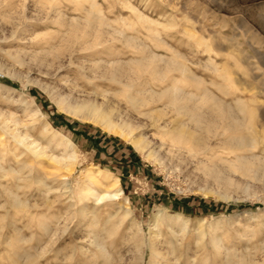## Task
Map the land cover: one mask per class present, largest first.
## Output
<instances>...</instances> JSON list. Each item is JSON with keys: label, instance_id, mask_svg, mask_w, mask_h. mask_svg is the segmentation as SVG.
Here are the masks:
<instances>
[{"label": "rangeland", "instance_id": "rangeland-1", "mask_svg": "<svg viewBox=\"0 0 264 264\" xmlns=\"http://www.w3.org/2000/svg\"><path fill=\"white\" fill-rule=\"evenodd\" d=\"M153 54L158 67H138ZM236 58L258 75L239 70L262 91L259 122L264 0H0V264H26V252L30 264H135L139 231L147 243L156 234L159 248L179 251L187 264H264V128L243 131L254 146L227 145L241 132L222 126L204 133L207 148L179 143L161 126L167 99H151L176 86L250 103L253 92L228 78ZM117 66L124 71L109 70ZM84 103L108 114L117 133L60 106ZM46 121L60 133L52 142L43 136ZM105 190L119 196L98 200ZM12 195L26 204L14 205ZM41 223L58 233L44 258ZM82 246L87 255L63 258ZM150 256L147 248L139 264Z\"/></svg>", "mask_w": 264, "mask_h": 264}, {"label": "bare ground", "instance_id": "bare-ground-1", "mask_svg": "<svg viewBox=\"0 0 264 264\" xmlns=\"http://www.w3.org/2000/svg\"><path fill=\"white\" fill-rule=\"evenodd\" d=\"M93 7H94V5H93ZM94 17H95L94 22H96L98 26L103 27V25L106 24V21L103 17H101L99 15L98 16L94 15ZM92 24H93V22H90L89 25H92ZM85 27H87V26H85ZM88 27H90V26H88ZM76 33H77V31H76ZM73 34H75L74 31H73ZM147 59L148 60H144V61L136 60V62L138 63V67L141 68L145 63L146 64L151 63L154 66V64L158 61L159 58H158V55L153 54L150 58H147ZM155 66L158 67L157 64ZM168 66L174 67L175 69L180 71V73H182L183 75L190 73V70L188 69L187 65L182 64L180 62L172 61L168 64ZM234 66L236 68L235 69L236 71L234 70V72H232L231 74H228V78H230L229 80L232 79L235 82H238L240 84V90H242L243 92H245V93L253 92L254 98L250 99V103L247 102L246 99L241 98L240 96H237L235 99L233 98L234 103H232V102L229 103L226 100H224L223 98L215 95V93H213L209 90H203L202 93L197 94L195 92H183V91L179 90V88H177L176 86H169V87L165 88L163 91H161L160 93L151 95L152 100L156 99V100L160 101V100H163L164 98L167 99V104L166 103L165 104L170 108L169 112L166 111L165 114L162 113L166 116H168V114H169V120L166 121L164 123V125H161V124L160 125L163 126L164 128H166V127L169 128L170 132L172 134H174V136H175L174 138H177L179 140V143L181 141L183 143L185 142L187 145L189 142H194V143L200 144L201 146L206 147L208 140H206L204 133L205 132H207L208 134L214 133V135L215 134L217 135L218 128L222 126V127L226 128L227 130L228 129L229 130H237V132L238 131L241 132L240 134H237L236 136L228 137V139H226V141H225V143L227 145H229L231 147L236 146L237 148L238 147L254 146L256 141H257L256 137L254 135L244 134L243 131L246 129L252 130L253 126H254V125L252 126V123L253 124L257 123L261 128H264V110H261L259 113V116H260L259 122L257 121L258 119L256 120V118H258V117L255 118V110L259 109L258 107L260 105L255 100L256 99L255 95L258 93H261L262 91H259L256 86H254L252 83L245 80V78H244L245 76H248V77H252L254 79H257L258 75H252L251 74V72H253L252 71L253 69L251 68V66L245 65L243 59L240 60L239 58H236V62L234 63ZM255 69H258V71L261 72L260 75L264 76V60L261 61L260 66L256 65ZM109 70L112 71L114 74H119L120 72L124 71V69L122 67H119V66L112 67ZM216 70H217V68H215V71ZM239 70L242 72L241 74H243L244 77L240 75ZM158 71H160V70H158ZM161 73H162V71H161ZM138 100H135V102L138 103ZM60 106L62 109H67L68 111L72 112L73 114H76L79 116L99 117L100 123L103 124V126H105V128H108L110 131L117 133V131L112 129L113 126L111 125L109 115L103 114L104 112L100 113V111H102V110H99L98 109L99 107L97 108L96 105L93 103H84V104H80L78 106H74L71 108L70 107L67 108L63 104H60ZM254 108H255V110H254ZM39 116H41V115H39ZM159 121H160V119H159ZM42 125L44 128V130H43L44 135L43 136L48 137L50 142H52L51 140H54L58 136V134H60L58 131H56L54 129V127L48 121L42 122ZM121 136H123V138L126 139V137L124 135H121ZM19 137H20L21 141L24 140V139H22V137L20 135H19ZM62 138H60L61 139L60 142L64 141L65 143H67V145L72 146L71 141L69 139H67V137L65 138L64 136H62ZM174 138H173V140H174ZM54 142H56V141H54ZM132 143L134 144L136 149L141 152V150L139 149V148H141L140 145L137 143H134V142H132ZM27 144H29V143H27ZM190 145H191V143H190ZM185 147H186V145H185ZM182 149H183V147H182ZM103 173L107 174L108 177L111 176L110 172H103ZM105 176L103 177L104 179L106 178ZM118 185H119L118 179L114 178L113 182L111 183V185L109 187L111 188V190H113L112 188L116 189ZM106 188L108 189V187H106ZM88 192L93 194V192H95V188H89ZM118 196H119L118 192H114V191L112 192L110 190H107L106 192L98 193L97 199L102 201L106 198H115L116 199ZM12 201H13V204L18 206V207L23 205V203L26 204L25 202H22L16 195H12ZM161 223H163L162 218L159 216L155 220L154 227L159 226V224H161ZM41 227H42V230H44V236H43L42 241L44 239L45 240L43 242L40 241L41 242V246H40L41 251L39 252L38 256H39V258H44V257H46V254L49 252V247H50L49 245L51 243L57 242L56 236L58 235V233L52 231L53 233L50 234L49 224L41 223ZM141 233H142V231L141 232L139 231V235H138L139 237L137 236V239L139 238L138 242H137V248H138L137 249L138 250L137 258L139 260V263L140 262L142 263L144 261L146 250H147V248H149L150 254H151L149 264H187V262L184 263L185 260L182 259L183 258L182 254L179 251L172 249V248H171L172 250H166V249L164 250L162 248H159L158 244H157V240L155 238L156 234H154L155 237H152V239L149 240V242L147 243L143 239ZM46 234H48L47 236L49 237V239L45 238ZM54 236L56 237V239H54ZM100 238H101V236H100ZM88 243L89 242H87V244ZM93 243H95L96 247H101L103 245L102 239H96L93 241ZM178 245H180V244H178ZM71 250H72V252L71 253L69 252L70 254H66L65 257H63L66 259L67 262L70 261V263L74 259L75 255H77L76 250H79V251L81 250L80 253H82V254L84 253L85 255H87L86 253L88 252L86 249L83 248V246L77 247V249L74 248ZM92 250L93 249L91 248V251ZM102 250H105V249H102ZM106 251L107 250H105V252ZM23 253H24V251H23ZM23 255H24V259L26 261V264H30L31 261H34L33 260L34 255H32L28 252H26ZM134 255H136V253ZM102 256H103V254H102ZM58 257H59V255H58ZM91 257H93V255H91ZM134 258H136V257H134ZM90 259H92V258H90ZM96 259H93V261ZM231 259H234V258H231ZM135 260H137V259H135ZM192 260L194 261V259H192ZM192 260H190V262ZM247 261H243V260H241L239 262L237 261L236 264H252L251 262H247ZM130 263L132 264V261ZM136 263H137V261H136ZM139 263H137V264H139ZM42 264H48V261L45 260ZM66 264H68V263H66ZM133 264H134V262H133ZM189 264H191V263H189ZM232 264H234V263H232Z\"/></svg>", "mask_w": 264, "mask_h": 264}]
</instances>
